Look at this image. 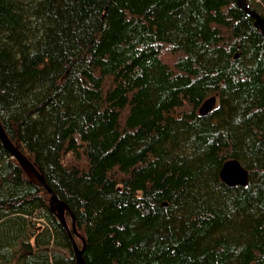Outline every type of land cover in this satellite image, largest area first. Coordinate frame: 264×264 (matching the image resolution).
Listing matches in <instances>:
<instances>
[{
    "label": "trees",
    "instance_id": "16d2710c",
    "mask_svg": "<svg viewBox=\"0 0 264 264\" xmlns=\"http://www.w3.org/2000/svg\"><path fill=\"white\" fill-rule=\"evenodd\" d=\"M0 124L84 264H264V37L235 0H0ZM49 198L0 142V264H75Z\"/></svg>",
    "mask_w": 264,
    "mask_h": 264
},
{
    "label": "water",
    "instance_id": "95a60500",
    "mask_svg": "<svg viewBox=\"0 0 264 264\" xmlns=\"http://www.w3.org/2000/svg\"><path fill=\"white\" fill-rule=\"evenodd\" d=\"M248 0H235L236 5L239 9L244 11L245 15L253 19L254 27L261 33L264 37V19L254 10L250 9L247 3ZM216 104V97L212 96L207 98L200 106L198 113L201 116L208 114ZM0 142L3 147L8 151V153L18 162L21 169L27 174V176L33 180L35 184L43 187L50 195L48 208L54 213L57 219L60 221L62 226L68 231L70 240L72 243V248L75 256V264H84L82 258L83 247L78 249L72 235L69 233L67 224L64 218V212L67 207L64 202L59 200V198L49 189L45 184L43 176L34 168V166L29 162V160L15 147L11 141L8 139L3 131L0 124ZM220 180L229 187L233 186H245L247 184L248 172L244 169L240 163L235 159H230L224 162L219 171ZM73 233L78 236L74 225L72 224ZM84 245V240L82 239Z\"/></svg>",
    "mask_w": 264,
    "mask_h": 264
}]
</instances>
